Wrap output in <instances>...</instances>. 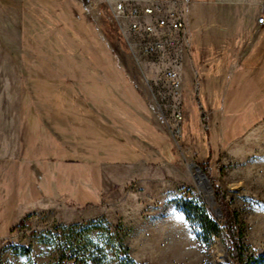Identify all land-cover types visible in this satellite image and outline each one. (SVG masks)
<instances>
[{
  "label": "rangeland",
  "instance_id": "1",
  "mask_svg": "<svg viewBox=\"0 0 264 264\" xmlns=\"http://www.w3.org/2000/svg\"><path fill=\"white\" fill-rule=\"evenodd\" d=\"M149 1L0 0V264L48 263V231L91 221L119 226L138 264H229L225 237L204 239L185 209L221 212L211 180L237 215L240 264H264V0H158L182 29L147 35L132 24L154 21ZM165 36L174 48L143 51ZM52 80L138 159L58 111Z\"/></svg>",
  "mask_w": 264,
  "mask_h": 264
},
{
  "label": "trees",
  "instance_id": "2",
  "mask_svg": "<svg viewBox=\"0 0 264 264\" xmlns=\"http://www.w3.org/2000/svg\"><path fill=\"white\" fill-rule=\"evenodd\" d=\"M51 82L47 89L49 93H52L53 99L60 101L56 108L58 111L71 116L81 126L85 124L88 131L103 141V144L111 143L112 147H115L123 157L120 159L126 161L138 159L133 156L137 154L136 150L128 147L119 133L101 122L92 112L83 113L78 107L72 106L71 103L60 98L61 93L68 89L65 85L54 80ZM196 99L200 120L205 125L206 115L197 93ZM131 154L133 155L130 156ZM199 166L205 174L210 175L205 163L201 162ZM211 184L221 209L222 218L219 221L210 215L203 205L191 203L187 204L185 209L188 214L195 216L204 239L209 240L221 233L227 243L231 260L229 264H240L242 246L237 215L226 202L224 194L214 180H211ZM92 232L95 234L92 235ZM44 241L52 244L55 250L52 260L45 264H138L129 255L121 228L119 226L110 228L108 224L101 221L61 225L54 232L48 231ZM23 251L25 254L29 253L27 248H24Z\"/></svg>",
  "mask_w": 264,
  "mask_h": 264
},
{
  "label": "built area",
  "instance_id": "3",
  "mask_svg": "<svg viewBox=\"0 0 264 264\" xmlns=\"http://www.w3.org/2000/svg\"><path fill=\"white\" fill-rule=\"evenodd\" d=\"M87 3L93 0H85ZM150 3L142 6L141 10L144 17H153L154 21H145L141 23L139 20H135L132 24V28L143 30L144 34H151L155 28L167 29L171 32H180L182 29V21L180 17L173 11L164 12L163 7L158 0H150ZM115 9L124 11L126 9L124 3H117ZM137 10L133 9V14L137 15ZM257 24L264 22V13L261 14L256 20ZM177 40L171 36H165L162 39L153 40L151 42H145L143 45V51L147 54L161 52L163 50H170L175 47ZM164 77L170 82L172 88L179 87V80L175 68L169 67L165 70ZM180 118V116H177Z\"/></svg>",
  "mask_w": 264,
  "mask_h": 264
},
{
  "label": "water",
  "instance_id": "4",
  "mask_svg": "<svg viewBox=\"0 0 264 264\" xmlns=\"http://www.w3.org/2000/svg\"><path fill=\"white\" fill-rule=\"evenodd\" d=\"M191 165L195 167V169L199 172V174H200V176H201V178L203 180V183L199 184L198 181H196V179H195V182H196L197 186L203 188L204 190H206V191H208V192H210L212 194L213 193V188H212L207 176L204 174V172L200 169L199 166H197L196 164H191ZM211 197H213V196H211ZM212 199H213L214 203L216 204L214 198H212ZM213 213H214V216H215L216 219L220 218L221 212L219 211V209H217V208L214 209Z\"/></svg>",
  "mask_w": 264,
  "mask_h": 264
},
{
  "label": "bare ground",
  "instance_id": "5",
  "mask_svg": "<svg viewBox=\"0 0 264 264\" xmlns=\"http://www.w3.org/2000/svg\"><path fill=\"white\" fill-rule=\"evenodd\" d=\"M191 172L197 177V178H195V177L193 176L194 179H196V181H198L199 184H202V183H203V180H202V178H201L199 172L195 169L194 166H192V168H191ZM208 200L211 201L213 208H215L214 201H213V199H212L211 196H210V198H209Z\"/></svg>",
  "mask_w": 264,
  "mask_h": 264
}]
</instances>
